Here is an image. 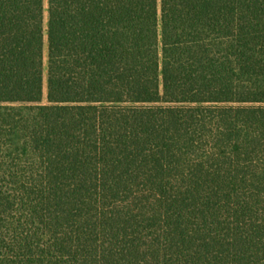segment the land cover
Masks as SVG:
<instances>
[{
    "label": "trees",
    "instance_id": "obj_1",
    "mask_svg": "<svg viewBox=\"0 0 264 264\" xmlns=\"http://www.w3.org/2000/svg\"><path fill=\"white\" fill-rule=\"evenodd\" d=\"M44 12L0 0V264H264V0Z\"/></svg>",
    "mask_w": 264,
    "mask_h": 264
},
{
    "label": "rangeland",
    "instance_id": "obj_2",
    "mask_svg": "<svg viewBox=\"0 0 264 264\" xmlns=\"http://www.w3.org/2000/svg\"><path fill=\"white\" fill-rule=\"evenodd\" d=\"M157 7H159V0H157ZM44 26L46 25V19H47V13H46V0H44ZM43 55H44V60H46V39H44V48H43ZM45 93V90H44ZM45 103V99L43 98L42 104Z\"/></svg>",
    "mask_w": 264,
    "mask_h": 264
}]
</instances>
